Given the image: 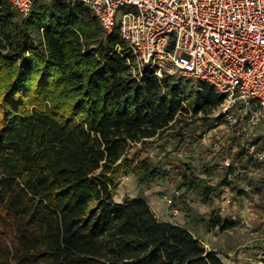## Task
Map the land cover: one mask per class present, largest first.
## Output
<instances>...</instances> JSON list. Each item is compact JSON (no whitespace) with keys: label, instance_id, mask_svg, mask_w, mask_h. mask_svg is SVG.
<instances>
[{"label":"trees","instance_id":"trees-1","mask_svg":"<svg viewBox=\"0 0 264 264\" xmlns=\"http://www.w3.org/2000/svg\"><path fill=\"white\" fill-rule=\"evenodd\" d=\"M223 99L204 80L140 68L82 3L34 0L22 16L0 0V264H227L187 225L157 218L143 193L114 199L123 174L141 191L177 168L172 201L187 224L234 227L214 209L198 214L188 195L262 197L264 132L199 152L200 171L168 153L138 156L164 137L176 153L200 145Z\"/></svg>","mask_w":264,"mask_h":264},{"label":"built area","instance_id":"built-area-1","mask_svg":"<svg viewBox=\"0 0 264 264\" xmlns=\"http://www.w3.org/2000/svg\"><path fill=\"white\" fill-rule=\"evenodd\" d=\"M70 1L86 5L106 34L117 29L140 68L211 84L224 95L220 109L232 134L253 133L264 120V0ZM9 2L22 16L34 4ZM246 147L255 153L253 143Z\"/></svg>","mask_w":264,"mask_h":264},{"label":"rangeland","instance_id":"rangeland-1","mask_svg":"<svg viewBox=\"0 0 264 264\" xmlns=\"http://www.w3.org/2000/svg\"><path fill=\"white\" fill-rule=\"evenodd\" d=\"M34 36L37 38V32H34ZM191 78L194 81L198 80L197 78ZM233 112L236 114L235 109ZM213 113L220 114V118L204 133L200 145L193 143L195 148L193 144H190L188 145V151L184 149V146L179 149L178 153L170 151L171 143L169 138L164 137L150 142L148 147L139 151L138 156H150L159 160L161 158L164 159L168 153L171 156H179L180 166L185 162L200 171L198 153L201 152L202 155L210 157L218 150L220 144L228 140L232 133L231 123L223 115L220 104L216 106ZM190 120L188 119V121ZM193 126H196V124ZM190 129L191 127H188V130ZM249 130H252L255 134L263 133L264 120ZM194 139L196 140L195 137H193ZM138 147L139 144L132 146L127 152L128 155H132ZM160 161L162 162L163 160ZM218 161L219 163L228 162L227 160ZM165 166L167 169L171 168L170 164ZM178 180V169L173 168L168 178L158 180L152 183L150 188H142L143 190L140 191L141 186L136 182L135 176L133 174H123L119 177V185L117 186L114 199L119 202L123 200L124 196L136 198L141 192L157 218L187 225L207 248H215L225 263L264 264V195L259 197L253 191H250L248 195H237L232 193L228 187L224 188L219 197L213 196L207 201H202L193 194H189L188 200L198 214H208L211 209H214L223 217L237 220V224L232 228L220 230L215 227L207 230L201 222L198 225L187 224L188 218L181 209L180 202L173 203L172 196L177 193L175 188ZM241 185H244V183L242 182ZM177 208L179 213L174 215L172 211Z\"/></svg>","mask_w":264,"mask_h":264}]
</instances>
